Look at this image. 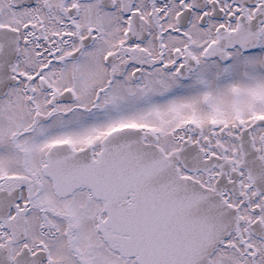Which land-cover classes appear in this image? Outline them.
Here are the masks:
<instances>
[{
	"label": "snow or ice",
	"instance_id": "snow-or-ice-1",
	"mask_svg": "<svg viewBox=\"0 0 264 264\" xmlns=\"http://www.w3.org/2000/svg\"><path fill=\"white\" fill-rule=\"evenodd\" d=\"M0 264H264V0H0Z\"/></svg>",
	"mask_w": 264,
	"mask_h": 264
}]
</instances>
